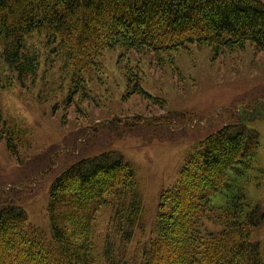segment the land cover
<instances>
[{
    "label": "trees",
    "instance_id": "trees-1",
    "mask_svg": "<svg viewBox=\"0 0 264 264\" xmlns=\"http://www.w3.org/2000/svg\"><path fill=\"white\" fill-rule=\"evenodd\" d=\"M34 33L45 35L52 51L62 55L76 91L82 74L113 48L169 54L193 43L218 55L249 43L264 52V3L0 0V89L14 74L19 83L35 74L37 53L27 47ZM232 125L205 136L203 145L185 156L176 183L159 195L149 236L137 242L132 257L117 253L111 237L129 241L134 230L146 232L136 169L118 151L104 150L77 159L53 177L48 232L28 222L18 203H0V264H98L99 259L104 264H264V252L251 238L264 221V209L247 201L244 190L213 204L231 187L234 171L249 168L259 144L255 129L238 125L232 133ZM0 131L14 151L23 132L1 108ZM105 209L109 233L98 251L94 226Z\"/></svg>",
    "mask_w": 264,
    "mask_h": 264
},
{
    "label": "rangeland",
    "instance_id": "rangeland-1",
    "mask_svg": "<svg viewBox=\"0 0 264 264\" xmlns=\"http://www.w3.org/2000/svg\"><path fill=\"white\" fill-rule=\"evenodd\" d=\"M27 47L37 53L35 74L19 83L13 73L0 89L3 116L23 132L12 151L0 131V203H18L28 222L48 232L53 177L83 156L118 151L136 169L147 224L144 235L134 230L129 241L110 236L116 252L128 259L137 242L149 236L159 195L176 183L185 156L198 150L205 136L233 124L232 133L239 127L255 129L259 144L249 168L235 170L231 187L213 204L222 205L244 190L247 201L264 209L263 51L249 43L218 55L193 43L169 54L113 48L82 74L75 91L62 55L52 51L45 35L32 34ZM108 219L105 209L95 220L98 251L109 233ZM251 238L264 252V221Z\"/></svg>",
    "mask_w": 264,
    "mask_h": 264
},
{
    "label": "bare ground",
    "instance_id": "bare-ground-1",
    "mask_svg": "<svg viewBox=\"0 0 264 264\" xmlns=\"http://www.w3.org/2000/svg\"><path fill=\"white\" fill-rule=\"evenodd\" d=\"M50 238V237H49Z\"/></svg>",
    "mask_w": 264,
    "mask_h": 264
}]
</instances>
